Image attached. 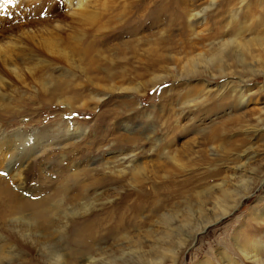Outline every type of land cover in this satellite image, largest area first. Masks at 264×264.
Instances as JSON below:
<instances>
[{
  "label": "rangeland",
  "instance_id": "374dc122",
  "mask_svg": "<svg viewBox=\"0 0 264 264\" xmlns=\"http://www.w3.org/2000/svg\"><path fill=\"white\" fill-rule=\"evenodd\" d=\"M59 1L56 11L64 17L67 10ZM147 1L154 6L148 11L139 9L140 5L134 8L142 18L124 30L128 34H106L93 48L102 53L105 62L84 74L72 69L75 76H61L60 67L52 70L56 80L68 81L72 88L82 85L78 93L87 98L86 106L84 102H53L58 96H33L31 87L7 75V81L14 84L13 94L24 103L16 107L12 103L17 113L10 123L2 119L7 124L1 127L0 141L11 143L15 130L20 129L35 133L41 147L50 149L35 161V170L31 169L29 186L34 196L30 199L34 201L54 193L67 173L101 169L102 174L98 170L93 173V179L100 180L102 165L134 152L130 161H134L139 180L150 178L144 198L140 199L142 193L127 192L134 184L132 174L113 176L112 181L93 190L105 195V205L89 220H103L105 225L120 216L150 220L142 229L128 228L119 235L151 236L146 239L148 252L157 249L155 244L160 246L163 239L172 241L175 249H181L179 264H190L198 258L200 262L214 260L220 264L219 254L225 250L233 260L243 262L236 247L239 234L247 236L248 241L264 239V55L258 45H253L249 53H244L247 59L243 63V52L230 45L223 58L225 74L218 72L214 61L207 65L203 62L212 58L214 44L234 39L232 34L242 28L238 41L264 38V0H190L188 7L205 12L199 25L187 18L175 21L173 13L163 11L162 0ZM176 1H170V6H181ZM156 2L162 4L161 10H154ZM235 11H239L237 16L233 15ZM199 53L203 56L191 65V59ZM73 62H77L75 57ZM59 66L67 70L76 67L66 62ZM240 94H244V104L239 103ZM66 131L85 138L83 150L68 145L72 141L66 140ZM120 135L135 140H118L116 136ZM12 151L4 147L0 150V177L8 179L2 167ZM84 179L82 184L88 183V178ZM140 203L143 210L133 211L138 205L141 209ZM224 209L230 214L202 231L206 219L216 220ZM26 214L25 220L31 222L30 213ZM185 220L190 221L187 227ZM101 224L93 227L100 231ZM1 229L0 255L8 257L12 247H20L21 240L13 229ZM187 230H201L190 245L184 242ZM104 233L99 232L104 236L97 235V243H92L89 236L83 240L90 248L95 247L93 256L101 258L98 264H139L137 251L128 241ZM65 247V253L78 250L70 237ZM31 258L24 254L11 264Z\"/></svg>",
  "mask_w": 264,
  "mask_h": 264
},
{
  "label": "bare ground",
  "instance_id": "6f19581e",
  "mask_svg": "<svg viewBox=\"0 0 264 264\" xmlns=\"http://www.w3.org/2000/svg\"><path fill=\"white\" fill-rule=\"evenodd\" d=\"M61 1L64 2V7L67 10L64 17H61L56 11L60 7L58 0H18L16 4H8L0 0V12L3 13L0 15V133L4 129L1 127L7 124L2 122V119L9 122L17 113L14 110L16 104L24 103L23 99H19L15 93L13 94L14 84L7 81V75L17 79L25 87H31L30 92L33 91L31 93L33 96L49 95L52 98L58 96V99L53 100V102L63 100L70 105L84 102L83 104L86 106L85 100L87 98L78 93V87L82 85L76 82L78 85L72 88L68 81L56 80V77L51 73L52 70L60 67L61 76L66 77L77 75L72 69L82 74L88 73L90 68L97 67L99 63L106 60L100 51L93 49L98 46L97 44L103 40L104 36L106 34L109 36V33H113L110 34L112 36L128 34L129 31L124 30L137 24L135 21L142 18V16H138V12L134 8L140 5L139 9L144 8L148 11L151 6H154L147 0L142 3V0H60L59 2ZM170 1L172 0H162V4L166 8L163 11L169 10L173 13L177 22L181 21L182 18H187L190 23L198 24L200 16L205 13L203 10L188 7L187 3L190 0L176 1L181 3V6L178 7L170 6ZM158 2H156L157 8L154 10H161L162 4L158 5ZM39 9L41 10L39 11ZM238 13L239 11H235L233 15L237 16ZM43 16L46 18H42ZM234 16L232 19L237 18ZM33 17L35 18L32 19ZM17 20L18 22L24 20V23L17 24ZM242 29L235 35L232 34V36H236L234 39H227L214 44L212 58H208L203 63L207 65L214 61V67H218V72L225 74L227 65L223 58L225 49L230 45H235L238 51L243 52V63L247 59L244 58L246 55L244 53H249L251 51L249 48L253 45H258L264 55V38L261 37L255 41L242 42V39L238 41V37L243 33ZM132 33L136 35V32ZM223 35L224 32L222 37ZM195 41L197 42L198 39L196 38ZM190 54H193L192 50H190ZM202 56V53H199L191 59V65ZM73 57H75L76 63L73 62ZM78 57L83 61H78ZM61 62L76 67L67 70L61 67L62 65L59 66ZM81 64L84 66L82 69ZM113 77L117 78L116 75ZM234 91L236 92V90ZM102 99L97 100L100 103ZM238 100L240 104H244V94H240ZM12 103L15 107L12 106ZM64 135L66 140L72 141L71 144H68L70 147L84 149L85 138H80L81 134L75 132L71 134L70 131H66ZM116 138L127 142L134 139L124 135L116 136ZM10 141L11 143L0 141V150L3 147L13 149L11 155L5 158L2 167V171L7 174L8 179L6 176L0 177V228L13 229L12 231L18 235L21 241L20 247H12L8 257L0 255V264H11L15 260L21 259L24 254L35 259L21 260L22 264H98L101 258L96 259L93 256L95 247L90 248L88 243L85 241L86 244L83 240L89 236L92 243H97L100 240L98 236L102 235H99L100 231L107 232L104 233L105 235H112L117 239L128 241L131 248L134 247L137 251L139 264H179L182 259L181 249H175L172 246L174 243L172 241L168 242L163 239L160 246L155 244L157 249L152 248L148 252L145 250L146 239L149 240L151 236L144 237L125 233L119 235L128 228L133 231L142 229L150 223V220L139 219L141 220L139 221L136 217L125 218L120 216L105 225L104 222L106 221L94 222L95 219L89 220L88 218L91 215L95 216L98 208L105 205L102 200L105 195L101 196V193H96L93 190H96L103 182L112 181L113 176L114 178H123L127 173L132 174L134 178L132 183L134 182V184L131 190H127V192L142 193L140 199L144 198L146 182L147 180L150 181V178L141 177L143 179L139 180L137 168L133 164L134 161H130L134 157V152L130 153L129 156L128 154L121 155L112 164L102 165L104 174L100 180L93 179V173L98 170V173L102 174L101 169H84L78 173H67L54 193L42 200L34 201L30 199L34 196V192L32 193L29 186L31 172L36 168L34 166L35 161L42 159L50 149L44 150L41 147L36 140L35 133L21 132L20 129L15 130ZM131 164L133 165L131 166ZM82 178H85L84 182L88 178V183L82 184ZM15 189L18 191L16 192ZM21 193L25 197L21 196ZM74 193L76 195H71ZM126 196L128 195L126 194ZM142 203H140L141 209L138 205L133 211L141 212L144 207ZM49 205L52 209L48 207ZM26 213H30L28 215L31 216V222L25 220ZM229 214L230 212L224 209L222 216L217 217L216 220L207 218L203 224L204 227L202 226V231ZM96 223L104 224H101L100 231L93 227ZM189 224L190 221L185 220L184 226L187 227ZM200 233L201 230L197 232L189 230L185 234L184 242L188 245L192 244ZM69 237L73 239L78 250L73 249L69 253H65V249H67L65 245ZM183 246V244L180 245V247ZM236 247L243 262L240 259L238 261L233 260L228 255L229 252L225 250L220 253L221 255L219 254L220 264H264V239L248 241L247 236L244 237V234H239L236 238ZM213 261L200 262L198 258L190 264H211Z\"/></svg>",
  "mask_w": 264,
  "mask_h": 264
},
{
  "label": "snow or ice",
  "instance_id": "6c2138e0",
  "mask_svg": "<svg viewBox=\"0 0 264 264\" xmlns=\"http://www.w3.org/2000/svg\"><path fill=\"white\" fill-rule=\"evenodd\" d=\"M4 3H8V4H16L18 3V0H3ZM3 13L0 12V15H2ZM3 175H7L6 173H2Z\"/></svg>",
  "mask_w": 264,
  "mask_h": 264
}]
</instances>
